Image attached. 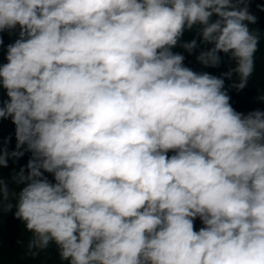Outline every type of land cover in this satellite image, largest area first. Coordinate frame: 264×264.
<instances>
[{"label": "clouds", "instance_id": "9594fccd", "mask_svg": "<svg viewBox=\"0 0 264 264\" xmlns=\"http://www.w3.org/2000/svg\"><path fill=\"white\" fill-rule=\"evenodd\" d=\"M255 23L248 0H0V33L19 28L0 64L16 139L0 168L31 153L7 208L33 255L54 244L67 264H264V111L237 112L224 78L172 51L210 44L205 67L230 54L224 76L243 90ZM194 28L199 44L181 43Z\"/></svg>", "mask_w": 264, "mask_h": 264}, {"label": "trees", "instance_id": "16d2710c", "mask_svg": "<svg viewBox=\"0 0 264 264\" xmlns=\"http://www.w3.org/2000/svg\"><path fill=\"white\" fill-rule=\"evenodd\" d=\"M248 9L250 14L256 17V23L250 27L257 31L260 36L259 50L255 54V71L250 78L246 91L261 93L264 84V0H248ZM0 38L3 44H0V64L7 63V46L15 42L19 38V28L15 31L0 33ZM212 45L202 46L201 49H196L192 54L185 50H176L174 53H180L185 56L184 65L194 71L200 72L205 68L202 64H192L191 57L201 50L210 48ZM221 57V64L219 67L223 72L224 88L231 97L230 103L232 106L247 107L249 102L240 101L237 99V90L232 86L237 83L238 76L233 73L231 78L224 76L229 70L235 67V61L231 59L230 54L219 53ZM8 100L6 90L0 86V106ZM0 148L6 149L9 153L16 150L15 126L11 122V118H0ZM24 146L21 151H24ZM173 153L169 152L168 155ZM31 158V153L25 151V154L19 159L10 157L8 159L7 167L0 168V178L9 182V196L7 200L0 201V264H67L66 261H61L58 251L54 244H50L46 249L32 251L33 255L28 249V242L31 239V233H27L24 225L20 220L14 216V209L9 210L7 205L9 203L15 204L14 193H18L22 185H17L11 181L12 177L20 171L21 168L26 169V165ZM50 181L54 182V178L50 173H44ZM202 227L201 221L197 218L194 221V229L199 230Z\"/></svg>", "mask_w": 264, "mask_h": 264}, {"label": "rangeland", "instance_id": "374dc122", "mask_svg": "<svg viewBox=\"0 0 264 264\" xmlns=\"http://www.w3.org/2000/svg\"><path fill=\"white\" fill-rule=\"evenodd\" d=\"M197 39V42L199 44V41H200V38L195 30V28L193 30H190V31H185L184 34H183V37L181 38V43L183 42H190L192 39ZM202 46H207V45H201L199 48L197 49H201ZM176 50H184L182 47H180L179 45L176 46L175 48L172 49V51H176ZM200 52V51H199ZM196 53L194 54L192 57H191V63L192 64H200L196 57L197 55L199 54ZM200 72H208L212 75H215L217 77H222L223 78V72L221 70V68L218 66V67H208V68H205L203 69L202 71ZM238 80V79H237ZM239 81H237L238 83ZM236 97L238 100L240 101H244V102H249V105H247V107H240V106H233V108L237 111V112H240V113H244V114H247L248 112L250 111H253V110H261V111H264V84H263V87H262V90H261V93L258 94V93H255L252 92L251 90H237V94H236Z\"/></svg>", "mask_w": 264, "mask_h": 264}]
</instances>
